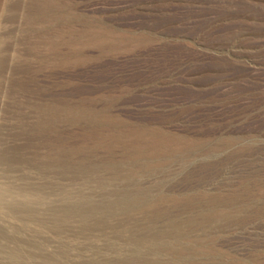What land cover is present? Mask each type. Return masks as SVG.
I'll use <instances>...</instances> for the list:
<instances>
[{
	"label": "rangeland",
	"instance_id": "1",
	"mask_svg": "<svg viewBox=\"0 0 264 264\" xmlns=\"http://www.w3.org/2000/svg\"><path fill=\"white\" fill-rule=\"evenodd\" d=\"M0 264H264V0H0Z\"/></svg>",
	"mask_w": 264,
	"mask_h": 264
}]
</instances>
